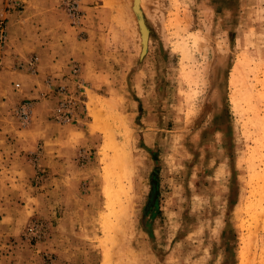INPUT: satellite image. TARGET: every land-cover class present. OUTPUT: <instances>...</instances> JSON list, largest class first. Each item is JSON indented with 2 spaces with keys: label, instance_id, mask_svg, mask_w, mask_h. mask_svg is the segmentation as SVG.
I'll use <instances>...</instances> for the list:
<instances>
[{
  "label": "rangeland",
  "instance_id": "obj_1",
  "mask_svg": "<svg viewBox=\"0 0 264 264\" xmlns=\"http://www.w3.org/2000/svg\"><path fill=\"white\" fill-rule=\"evenodd\" d=\"M123 18L140 62L104 87L79 67L80 116L50 112L91 132L78 187H0V264L49 262L52 235L69 264H264V0H129Z\"/></svg>",
  "mask_w": 264,
  "mask_h": 264
},
{
  "label": "crops",
  "instance_id": "obj_2",
  "mask_svg": "<svg viewBox=\"0 0 264 264\" xmlns=\"http://www.w3.org/2000/svg\"><path fill=\"white\" fill-rule=\"evenodd\" d=\"M62 1L0 0V12L6 18L0 66V187L6 189H30L37 171L45 174V195L78 187L80 169L74 156L89 145L91 132L79 134L77 129L49 120L54 102L59 100L53 96L57 88L74 89L67 79L68 62H77L89 87H104L107 76L127 75L135 62H140L136 42L125 31L129 21L122 30L114 24L127 17L129 0H81L84 19L78 26L71 24ZM114 15L119 17L114 20ZM32 56L37 61L32 71H27L26 62ZM20 101L32 103L25 127L12 115ZM32 154H36L37 170L29 162ZM30 209L31 215L38 212ZM51 209L45 207L46 220ZM52 236L45 243V256H50L45 264H69L72 254L63 253L58 236Z\"/></svg>",
  "mask_w": 264,
  "mask_h": 264
},
{
  "label": "built area",
  "instance_id": "obj_3",
  "mask_svg": "<svg viewBox=\"0 0 264 264\" xmlns=\"http://www.w3.org/2000/svg\"><path fill=\"white\" fill-rule=\"evenodd\" d=\"M81 0H63L62 7L69 19L71 24L78 26L81 22L83 12L80 8ZM6 43V18L5 15L0 12V66L1 58L4 51ZM37 58L32 56L26 62V70L32 71L33 65L36 63ZM23 65L19 66V69H22ZM69 75L70 78L76 84V90L74 96H69L63 88H59L58 95L59 100L54 108V118L60 124H68L74 122L77 119V116H80L84 102L82 100L84 94V86L82 80L79 79V66L74 63H69ZM31 114V103L30 102H20L13 109V115L16 121L21 126H26L30 122ZM34 226H29L27 232H33Z\"/></svg>",
  "mask_w": 264,
  "mask_h": 264
},
{
  "label": "bare ground",
  "instance_id": "obj_4",
  "mask_svg": "<svg viewBox=\"0 0 264 264\" xmlns=\"http://www.w3.org/2000/svg\"><path fill=\"white\" fill-rule=\"evenodd\" d=\"M193 40H194V39H193ZM195 40H196V39H195ZM196 41H197V40H196ZM197 42H198V41H197ZM198 43H199V42H198ZM195 45H196V44H195ZM196 48H198V47L196 46ZM234 76H235V75H234ZM236 76H237V75H236ZM232 80H233L232 82L234 83L235 80H234V79H232ZM98 125H99V124H98ZM101 130H102V129H101ZM103 132H104V131H103ZM104 134H105V132H104ZM112 135H113V134H112ZM114 146H115V144H114ZM114 159H115V158H114ZM116 163H117V162H116ZM114 171H115V170H114ZM113 184H114V183H113Z\"/></svg>",
  "mask_w": 264,
  "mask_h": 264
}]
</instances>
